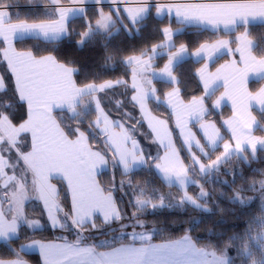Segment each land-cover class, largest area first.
<instances>
[{
  "label": "crops",
  "instance_id": "obj_1",
  "mask_svg": "<svg viewBox=\"0 0 264 264\" xmlns=\"http://www.w3.org/2000/svg\"><path fill=\"white\" fill-rule=\"evenodd\" d=\"M39 7L52 18L39 21L15 19L18 8L27 6L13 3L0 4V61L10 75L17 100L24 105L26 118L13 124L0 117V243L17 235L21 225L38 229L39 221L24 217V206L37 200L46 224L52 228L71 225L78 228L90 224L95 218L102 222H116L120 218L116 200L111 192L103 190L97 175L117 168L123 175L151 167L167 186L188 196L186 190L193 184L189 163L202 174L215 167L220 152L225 158L243 149L264 147V140L253 134L255 111L264 108V57L251 52L252 41L245 30L234 35L232 45L228 37H219L200 44L189 51L173 46V36L184 27H195L211 32L231 33L238 27L264 24V0H162L154 3L153 16L167 17L180 25L165 27L163 41L142 55L125 59L130 67L128 80L104 81L78 86L75 69L59 63L53 56H35L30 51H19L15 41L38 38L56 41L68 34L70 19L81 17L85 8H99L98 18L82 34L83 39L92 32H104L114 24L135 30V24L147 16L149 0H46ZM103 7L104 9H101ZM106 8V9H105ZM167 53V59L155 72L145 68L155 57ZM225 56L215 66L211 63ZM187 58L200 61L195 76L203 96L183 100L177 88L174 66ZM154 80L170 84L159 99ZM261 80L257 90L249 88L250 81ZM118 85L131 89L130 101L151 135L159 151L155 161L149 157L141 143L119 120L112 119L101 106L99 96ZM5 88L0 72V91ZM211 108L219 112L224 107L228 114L220 124L205 119L207 108L204 97L213 93ZM159 101L171 116V130L167 121L154 114L148 100ZM91 101L94 110L92 127L103 138L109 155L104 156L89 146L84 133L74 138L65 135L53 116L55 111L72 112L82 108V102ZM177 143H176V140ZM256 138V139H255ZM179 148L184 150L182 157ZM217 154L203 159L210 151ZM191 157V158H190ZM195 165V166H194ZM65 189L68 206L60 200L59 184ZM37 226V227H36ZM35 227V228H30ZM105 240L104 249H96L77 241L31 240L19 247L21 254H35L36 264H206L209 251L197 247L187 236L175 240L155 242L145 231L130 230ZM109 245V246H108ZM108 246V247H106ZM210 257V256H209ZM0 264H35L23 256L0 259Z\"/></svg>",
  "mask_w": 264,
  "mask_h": 264
},
{
  "label": "trees",
  "instance_id": "obj_2",
  "mask_svg": "<svg viewBox=\"0 0 264 264\" xmlns=\"http://www.w3.org/2000/svg\"><path fill=\"white\" fill-rule=\"evenodd\" d=\"M149 1L151 2L149 12L135 24V30L129 26L125 29L119 24H114L104 32L94 31L83 39L82 34L98 18L99 8L89 6L85 8L83 16L68 21V34L63 38L56 41L23 38L15 41V48L19 51H30L35 56L49 54L59 63L73 67L74 80L78 86L108 80L126 81L130 76V67L125 59L132 55H144L160 44L163 41V28L180 27L165 16L162 18L153 16L154 3L162 0ZM44 2L46 0H0V4L13 3L27 6L28 8L14 10L18 13L15 19L27 21L52 18L53 15L47 14L39 7L45 4ZM59 2L65 3L66 0ZM241 30H245L247 37L253 43L251 49L253 55L258 58L264 57V24L238 27L231 33L184 27L182 32L173 36V46L167 50V53L179 45L192 51L200 44L219 37H228L233 45L234 35ZM1 48L0 43V50ZM167 53L155 57L152 65L145 68L146 71L149 73L157 71L166 61ZM224 57H217L211 66H215ZM200 63L187 58L178 62L173 68L177 78V88L183 100L203 96V90L195 76V70ZM0 72L5 84L4 90L0 91V115H6L13 124H20L26 118L25 107L17 100L13 81L2 61H0ZM260 82L261 80L250 81L249 88L252 91L257 90ZM153 83L156 96L161 99L163 93L169 90L170 84L160 80H154ZM130 93L131 89L127 85H118L102 93L99 100L106 113L112 119L121 121L141 143L143 151L149 157L150 166L158 157L159 151L154 146L136 107L131 103ZM214 94L215 91L204 97L207 108L205 119L220 124V120L227 116L229 111L225 107L219 112L212 110L211 102ZM148 105L154 114L167 121L172 130L171 116L167 108L153 99L148 100ZM81 106L80 111L78 110L74 115L61 110L55 111L53 116L66 136L74 138L78 132H82L92 149L108 156L109 150L103 142V137L92 127L94 110L91 101L82 102ZM254 117L256 124L253 134L264 139V108L255 111ZM179 151L182 157L186 158L184 150L179 148ZM215 151L218 149L216 148ZM240 153L241 155L231 154L221 165L202 174L193 172L190 166L191 177L197 179L199 184L196 187L189 186L186 192L191 194L203 209H195L194 206L185 203L176 207L174 204L172 207L147 210L134 217L140 221L141 227L128 220L130 225L126 229L121 228L125 223L124 216L129 213V205L126 201L135 194L138 185L142 183L148 185L150 191L157 192L159 196L157 198L172 201L167 204L178 201L181 194L174 186L165 185L151 167H144L127 175L113 168L101 171L97 175L103 190L111 192L116 200L120 213V218L116 222L105 223L95 218L90 224L72 228L75 230L67 227L52 229L46 224L38 201L32 200L24 206V217L27 220L39 221L41 227L29 229L21 225L14 238L0 243V259L6 260L20 255L36 264L35 254H21L19 251L20 245L26 241H77L79 244L104 249L107 238L113 239L116 234L123 235L121 240L113 241L112 244H115L127 240L126 232L142 230L150 233L152 241L155 242L171 241L187 236L197 247L226 256L227 264H264V241L260 238L264 232V147L257 148L252 155L248 149ZM56 182L59 184L60 200L67 207L68 198L64 186ZM119 237L116 236L114 240Z\"/></svg>",
  "mask_w": 264,
  "mask_h": 264
},
{
  "label": "rangeland",
  "instance_id": "obj_3",
  "mask_svg": "<svg viewBox=\"0 0 264 264\" xmlns=\"http://www.w3.org/2000/svg\"><path fill=\"white\" fill-rule=\"evenodd\" d=\"M69 114L72 115V112H69ZM1 116H3V115H0V117ZM173 128L176 131V133L179 132V128L177 129V126L174 123H173ZM0 133L2 134L1 130H0ZM254 136H256V135L254 134ZM256 137L257 138H261V137H258V136H256ZM257 148H259V147H256V149ZM256 149H254V148L253 149H248V152H251V155H252L255 152ZM240 152H242V150ZM240 152H237V153H234V154H240L241 155ZM216 154H217V151H215V152L214 151H210V153L208 154V158H207V155H206L205 157H203V159H209L210 157H212V156H214ZM225 155H226V152H220L215 157L214 160L217 162L218 165L219 164L221 165L222 162H225V160H226ZM191 162L194 164L192 159H191ZM191 162L189 163V167L191 166L192 171L196 172L198 174V169L196 167H192ZM218 165L213 167V169L216 168ZM198 184H199L198 180L193 178V184H191L189 186L196 187ZM187 195L188 196H185V197L182 196V197L178 198V201H175L174 203L167 204V202H172V201L171 200H165V199H162V198H157V197H159L157 192L150 191L149 186L148 185H144L142 183L141 185H138L136 187L135 194L132 195L126 201L127 205H129V213L126 214V216H124L122 214V216H124L126 218L124 219L125 220V223H124L125 225L123 224V226L121 228L126 229L127 226L130 225L128 220H131L134 224H138L140 226L141 225L140 221H137L134 217L136 215L141 214V213H145L147 210L148 211H153L155 209H161L162 207H165V206H171L172 207L174 204H175L174 206L176 207V206L183 205V204L185 205V203L189 204L192 207L194 206L195 209H200V210L203 209L201 207V205L199 204V202L191 194H187ZM263 207H264V205H263ZM182 208H179V209H182ZM40 227H41V223H39V227L38 228H40ZM63 227H67V228H71V229L74 228L71 225H66V226H63ZM30 228H35V227H30ZM72 230H75V229H72ZM138 231H142V230H138ZM260 238H262L263 241H264V232L260 235ZM207 255L208 256H207V263L206 264H227V257L224 256L223 254L220 255V254H217L215 252L209 251L207 253Z\"/></svg>",
  "mask_w": 264,
  "mask_h": 264
}]
</instances>
